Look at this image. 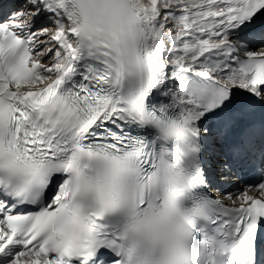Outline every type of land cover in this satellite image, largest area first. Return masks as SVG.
Here are the masks:
<instances>
[{
	"label": "snow or ice",
	"instance_id": "6c2138e0",
	"mask_svg": "<svg viewBox=\"0 0 264 264\" xmlns=\"http://www.w3.org/2000/svg\"><path fill=\"white\" fill-rule=\"evenodd\" d=\"M10 2L0 264H264V0Z\"/></svg>",
	"mask_w": 264,
	"mask_h": 264
},
{
	"label": "bare ground",
	"instance_id": "6f19581e",
	"mask_svg": "<svg viewBox=\"0 0 264 264\" xmlns=\"http://www.w3.org/2000/svg\"><path fill=\"white\" fill-rule=\"evenodd\" d=\"M6 2L8 3V2H10V0H6ZM9 7L11 6V4L10 5H8Z\"/></svg>",
	"mask_w": 264,
	"mask_h": 264
}]
</instances>
